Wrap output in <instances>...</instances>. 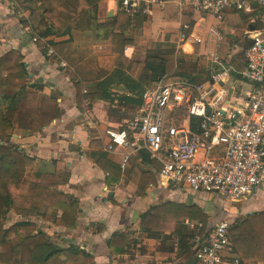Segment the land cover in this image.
<instances>
[{"label":"crops","instance_id":"obj_1","mask_svg":"<svg viewBox=\"0 0 264 264\" xmlns=\"http://www.w3.org/2000/svg\"><path fill=\"white\" fill-rule=\"evenodd\" d=\"M25 2L26 0L20 2L0 0V57L10 51H19L24 57L23 62L29 76L25 80H17V85L25 86L27 92H33L34 86H41V97L55 96L57 98L60 115L39 133L30 135L16 129L9 144L18 146L28 157L35 159V166L26 172L28 177L37 179L43 171H53L56 161L65 165L70 178L67 184L59 186L58 190L68 196L70 202H77L81 211L72 229L54 225L53 222L45 221L42 217L29 219L38 224L40 222V231L51 238L53 245L64 249L76 246L90 254L93 257V263L90 264H189L191 255L179 257L178 237L169 234V238H149L141 230L142 217L153 207L167 203L197 205L206 210V203L201 200L210 195H199L188 189L162 190L151 187L156 185L160 170L146 160V155L147 157L149 155L150 160L154 159L145 151L135 154H129L124 149L115 153L104 151L107 143L106 131L126 127L131 121V115L128 112L135 111L136 114L141 105L133 107L116 98L114 102L96 100L92 102L90 110H81L77 106L76 82L71 74L75 75L79 82L85 80V75L90 80L101 82L111 78L110 75L115 70L117 57L111 56L113 29L103 28L85 35L52 36L44 39L35 32L31 14L25 9ZM120 5L121 0H103L95 9H92V16L97 18L100 24L109 23L121 13ZM19 8L25 16L19 15ZM195 13L216 18L196 12L191 7H181L178 3L170 2L163 6H156L153 16L141 27L131 24V27L126 28L127 39L133 40V37L129 35L131 29L141 31L142 34L136 42L133 40L132 44L124 50L125 57L141 63L138 75L145 65L147 54L154 50L175 49L174 55H170L175 65L180 58L178 54L181 53L182 58L185 56V60L194 58L196 62L198 59L200 60L198 65L208 66V71L204 75L199 71L193 75L194 77L185 73H177L173 75L174 77H169L170 58L163 56L166 59L167 75L160 81L164 82H185L174 79L181 76L195 82L206 81L217 53L225 64L236 68L244 67V53L250 42L247 33L252 31V28L259 29L254 24L257 21L262 22L263 17L257 11L249 13L227 10L222 20L216 19L222 22L226 18L241 15L243 21L241 25H237L240 29L237 32L243 30L245 32L241 36L229 31L230 35H235L231 39L221 35L217 29H212L211 32L218 38V43L212 48L208 41L197 35V29L203 17L195 21L193 18ZM173 17L178 20H174ZM134 21L136 19L133 18V23ZM96 23L94 19V25ZM172 26L175 28L172 29ZM93 28L95 29V26ZM170 35L168 40L167 36ZM36 36L40 38L37 42L34 41ZM144 38L145 45H140ZM199 39L200 42L197 41ZM242 39L247 43L245 44ZM39 42L44 46L42 47ZM187 45L191 47V51L186 49ZM222 51L227 52L224 57ZM111 61L110 68L107 63ZM62 63H66L67 66L63 67ZM110 85V91L117 97L130 94L127 84L123 81L115 79L110 82ZM233 86L238 102L244 99L242 91L252 88L250 84L238 79ZM22 93L24 95L25 92ZM85 105H88V102ZM93 142L100 144L101 147L93 148ZM100 153L107 156V162L99 158ZM142 174L147 175V178L143 179L140 176ZM140 186L147 187L142 196L139 193ZM215 199L220 203L226 201L217 197ZM226 207L227 213L223 214L220 220L213 219L215 222L224 218H235L237 221L247 215L264 212V183L242 202L231 203ZM212 209L214 211L216 208ZM60 215V211L55 212V218ZM240 216L243 217L240 218ZM179 226L181 222L176 223L177 230L181 229ZM117 233H129L134 240H137L136 237L139 235L143 238V243L137 242L138 248L126 249L121 254L115 255L108 243ZM156 243H159L156 249H152ZM142 244L147 251L145 254L142 252ZM161 257L164 259H160Z\"/></svg>","mask_w":264,"mask_h":264},{"label":"trees","instance_id":"obj_2","mask_svg":"<svg viewBox=\"0 0 264 264\" xmlns=\"http://www.w3.org/2000/svg\"><path fill=\"white\" fill-rule=\"evenodd\" d=\"M102 1L26 0L25 9L31 14L35 32L44 39L52 36L85 35L93 30L112 28L111 48L117 57L115 70L110 75L111 78L101 82L90 80L86 75L85 80L79 82L76 76L71 74L76 82L77 106L81 110H90L92 102L96 100L114 102L116 98L126 105L140 106L144 91L167 75L166 59L163 56L174 55L175 49L150 51L138 75L141 63L125 57V48L133 42L127 39L125 31L131 24L141 27L148 18L138 16L134 18L136 21L133 23V18L121 11L113 21L100 24L97 18L92 16V9ZM39 44L44 46L41 42ZM23 60L24 57L19 51H10L0 57V264L93 263V257L76 246L64 249L53 245L51 238L29 219L42 217L54 225L72 229L81 211L77 202H70L69 197L58 190V187L67 184L70 178L65 165L56 161L53 171H43L37 179L30 178L26 172L35 166V159L28 157L18 146L9 144L16 129L30 135L39 133L60 115L57 98L41 97V86H34L33 92H27L25 87L17 85V80H25L29 76ZM115 79L127 84L129 95L117 97L110 91V82ZM174 79L195 82L183 76ZM22 92H25L24 95ZM86 102L88 105H85ZM92 146L95 149L101 147L94 142ZM106 157L104 153L99 154L103 161H106ZM146 160L156 169H161V165L155 160H150L149 155H146ZM117 168L121 170L120 167ZM140 176L147 178L145 174ZM146 189V186L139 187L141 196ZM12 210L24 220L6 227L8 215ZM56 211L61 212L57 218ZM209 219L205 209L197 205L167 203L153 207L142 217L141 230L153 239L176 235L179 257L182 258L190 255L189 240L192 234L177 230L176 223L191 220L201 222L206 227ZM231 233L232 252L240 258L242 264H264V212L247 215L235 221ZM136 245L137 241L129 233H117L108 243L115 255L126 249L136 248ZM196 263L194 259L192 264Z\"/></svg>","mask_w":264,"mask_h":264},{"label":"built area","instance_id":"obj_3","mask_svg":"<svg viewBox=\"0 0 264 264\" xmlns=\"http://www.w3.org/2000/svg\"><path fill=\"white\" fill-rule=\"evenodd\" d=\"M170 2L219 20L227 10L257 11L264 17V0H121L120 8L132 18L149 19L156 6ZM19 15L25 16L20 8ZM247 37L244 67L225 64L217 53L206 81H159L147 88L127 126L106 131L104 151L149 153L161 165L156 185H151L156 189H188L242 202L264 183V28ZM236 79L252 86L242 91L241 102L234 94ZM184 225L192 234L190 251L198 264H242L232 252L227 219H209L206 227L190 220Z\"/></svg>","mask_w":264,"mask_h":264},{"label":"rangeland","instance_id":"obj_4","mask_svg":"<svg viewBox=\"0 0 264 264\" xmlns=\"http://www.w3.org/2000/svg\"><path fill=\"white\" fill-rule=\"evenodd\" d=\"M21 0H18V2H20ZM203 17V21H201L200 22V24H199V27H198V29H197V35L198 36H202L206 41H208L209 42V44L212 46V48L213 47H215V45L218 43V38H217V36L213 33V32H211V30L212 29H217V31L221 34V35H223L224 37H229V38H234L235 37V35H230L228 32L229 31H233V32H235V33H237V35L239 34V35H241V36H243V34H244V32H245V30H243L242 32H237V30L239 31L240 29H238L237 27V25H241V23H242V21H243V19H242V17H241V15H235V16H233V17H231V18H226L224 21H219L218 19H216V18H213V17H210V16H201V15H199V14H197V13H195L194 14V20L195 21H199L200 20V18H202ZM173 19L175 20V19H177L178 20V18H176V17H173ZM191 25H193V24H191ZM254 25H256V27L257 28H259V29H262V28H264V17L262 18V22H255V24ZM129 27H131V25L129 26ZM173 28H175V26H172V29ZM237 28V29H236ZM131 37H133V40L136 42L137 41V39L139 38V37H141L142 36V34H141V31L139 32L138 30H135V29H131V32H130V34H129ZM145 37V36H144ZM170 37H171V35L170 36H167V39L169 40L170 39ZM132 40V41H133ZM244 42H245V44L247 43V41L246 40H244V39H242ZM226 41L224 40V43H225ZM145 43H146V39L144 38L141 42H140V45H145ZM149 45H150V43H149ZM153 48L155 47V45L153 44V46H152ZM176 47H177V44H176ZM177 49V48H176ZM177 51V50H176ZM110 52V51H109ZM111 53H112V48H111ZM227 53V52H226ZM226 53H224L223 51H222V56L224 57L225 56V54ZM176 54H177V52H176ZM175 54V55H176ZM114 54L112 53V55L111 56H113ZM179 56H180V58H178L177 59V64L175 65V63L174 62H172L173 61V57L172 56H170L169 54H165L164 56H169V58H170V60H169V64H168V69H169V71L171 72V74L169 75V77H174L173 75H175V74H177V73H185V74H187V75H189V76H191V77H194L193 75L195 74V73H197V72H199V71H201V73H203V75L204 74H206L207 73V71H208V66H206V64H202L201 66L200 65H198V61H200V60H196V62H194V58L193 59H188V60H185L184 59V57L182 58V56H181V53H179L178 54ZM114 56H116V55H114ZM168 58V59H169ZM222 58V57H221ZM194 62V63H193ZM108 65V67H112V61L110 62V63H107ZM103 71H105V72H107L105 69H103ZM197 82V81H196ZM198 82H200V81H198ZM23 87H25V86H23ZM128 114H130L131 115V118H130V120L134 117V114H135V111H130V112H128ZM31 178V177H30ZM201 201H203V202H205L206 204V208L208 209H206L205 211L209 214V216H210V219H218V220H220V218H222L223 216V214H225V213H227L226 212V206H229V204H231V202H226V201H223V203L221 202H218L216 199H215V197H206V198H204V199H202ZM235 204V203H234ZM217 205H219V207L217 206ZM213 207H215L216 209H214V211H213ZM211 211H213V212H211ZM243 216H240V218H242ZM224 219H226V218H224ZM24 219L21 217V216H18L17 214H15L14 213V211L12 210L10 213H9V215H8V220H7V222H6V227H9L10 225H13V224H15V223H17V222H19V221H23ZM227 220L231 223V224H234L235 223V221H236V219L235 218H227ZM36 223V222H35ZM37 225H38V228H40L39 227V225H40V222H39V224L38 223H36ZM179 228H181V230H183L184 231V233L185 232H188V233H190L189 231H188V229L184 226V222H181V226H179ZM180 230V229H179ZM137 236V235H136ZM137 238V240H135V241H137L138 242V244H139V242H141V243H143V238H141L139 235L136 237ZM140 240V241H139ZM190 242H191V239L189 240V245H190ZM165 243H167V242H165ZM138 244H137V246H138ZM159 243H156V244H154L155 246H153V248L152 249H156V247H157V245H158ZM136 246V248H138ZM142 246H143V244H142ZM135 248V249H136ZM146 248H145V246H143V249H142V252H144L143 254H145L147 251L145 250ZM137 252V251H136ZM189 254L191 255V259L189 260V264H192L193 262H194V257L192 256V254H191V251L189 252ZM183 258V257H182ZM160 259H164V257H161Z\"/></svg>","mask_w":264,"mask_h":264},{"label":"bare ground","instance_id":"obj_5","mask_svg":"<svg viewBox=\"0 0 264 264\" xmlns=\"http://www.w3.org/2000/svg\"><path fill=\"white\" fill-rule=\"evenodd\" d=\"M186 49H187L188 51H191V50H192L191 47H190L189 45L186 46Z\"/></svg>","mask_w":264,"mask_h":264},{"label":"water","instance_id":"obj_6","mask_svg":"<svg viewBox=\"0 0 264 264\" xmlns=\"http://www.w3.org/2000/svg\"><path fill=\"white\" fill-rule=\"evenodd\" d=\"M252 30H253V28H252Z\"/></svg>","mask_w":264,"mask_h":264}]
</instances>
